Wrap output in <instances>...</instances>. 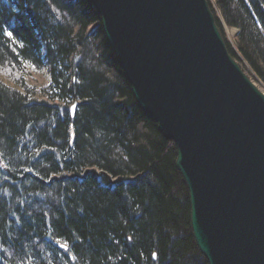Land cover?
<instances>
[{
	"label": "trees",
	"instance_id": "16d2710c",
	"mask_svg": "<svg viewBox=\"0 0 264 264\" xmlns=\"http://www.w3.org/2000/svg\"><path fill=\"white\" fill-rule=\"evenodd\" d=\"M209 3L264 86V0ZM176 161L88 0H0V264H208Z\"/></svg>",
	"mask_w": 264,
	"mask_h": 264
},
{
	"label": "water",
	"instance_id": "95a60500",
	"mask_svg": "<svg viewBox=\"0 0 264 264\" xmlns=\"http://www.w3.org/2000/svg\"><path fill=\"white\" fill-rule=\"evenodd\" d=\"M88 1L136 102L176 146L200 253L208 264H264V93L209 0Z\"/></svg>",
	"mask_w": 264,
	"mask_h": 264
},
{
	"label": "rangeland",
	"instance_id": "374dc122",
	"mask_svg": "<svg viewBox=\"0 0 264 264\" xmlns=\"http://www.w3.org/2000/svg\"><path fill=\"white\" fill-rule=\"evenodd\" d=\"M212 3H215L217 0H211ZM226 34H227V39L229 43L235 47V39L238 34V31L235 29H229L226 28ZM239 63V62H238ZM240 64V63H239ZM246 73V72H245ZM247 74V73H246ZM248 75V74H247ZM249 76V75H248ZM251 81L255 84V86L262 92L264 93V86H262L258 81H256L253 77L249 76ZM48 82V77L46 72H38L34 74L33 78V84L34 85H43Z\"/></svg>",
	"mask_w": 264,
	"mask_h": 264
},
{
	"label": "bare ground",
	"instance_id": "6f19581e",
	"mask_svg": "<svg viewBox=\"0 0 264 264\" xmlns=\"http://www.w3.org/2000/svg\"><path fill=\"white\" fill-rule=\"evenodd\" d=\"M72 113H73V110H72ZM64 248H66V247L64 246Z\"/></svg>",
	"mask_w": 264,
	"mask_h": 264
}]
</instances>
